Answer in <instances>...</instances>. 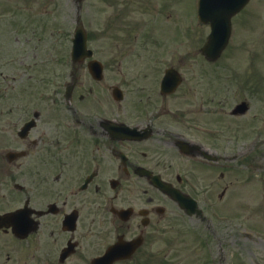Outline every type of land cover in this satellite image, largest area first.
Here are the masks:
<instances>
[{"label":"flooded vegetation","instance_id":"af4514ba","mask_svg":"<svg viewBox=\"0 0 264 264\" xmlns=\"http://www.w3.org/2000/svg\"><path fill=\"white\" fill-rule=\"evenodd\" d=\"M19 2L0 0V39L5 21L28 20ZM260 12L261 3L255 20L240 21L253 26L256 41ZM234 29L233 23L232 36ZM33 42L26 35L23 47ZM43 44H35L37 53L27 50L33 58L18 60L11 78L0 45V122L13 113L11 129L0 127V182L6 184L0 215L17 213L19 229L0 225V264H91L114 245L120 251L113 264L162 262L151 242L164 239L166 218L186 211L153 179L188 196L191 218L203 225L240 179L231 160L243 156L255 170L264 160V149L257 153V144L264 145V88L257 84L264 68L254 73L233 63L239 51L226 50L217 60L196 51L167 63L159 51H97L103 63L97 78L90 58L69 66L68 53L58 59L62 66L43 70ZM164 78L168 88L179 83L165 92Z\"/></svg>","mask_w":264,"mask_h":264},{"label":"rangeland","instance_id":"374dc122","mask_svg":"<svg viewBox=\"0 0 264 264\" xmlns=\"http://www.w3.org/2000/svg\"><path fill=\"white\" fill-rule=\"evenodd\" d=\"M1 1L5 3L6 0ZM166 1L171 2V5L166 7L165 11H149L137 8L119 10L107 5L113 0H84L79 11L74 0H20L18 5H21L22 9L24 6L26 9H31V14L36 11L35 17H30L33 24H27L28 20H24L25 27H22L21 22L9 25L10 22L5 21L3 27H6V32L0 39L1 50L5 51V74H10L11 78V75L17 72L20 60H25L26 57L33 58L32 53L28 54L27 50L37 53L32 49L34 45L25 51L15 52L16 47L13 46L12 41H16L18 34L21 35L19 38L21 41L27 35L34 40L33 44L44 43V58L48 57V60L43 63V70H56L57 67L62 66L59 64L61 60H57L56 57L61 58L67 52L70 54L78 14L81 15L88 31L89 46L95 51L158 50L164 53L166 63L179 55L194 57V52L199 51V47L210 32L208 25L192 24L196 21L197 0ZM256 1L263 0H251L242 14L245 18L252 10L254 12L253 5H256ZM261 6H264V1ZM261 18L264 21L262 15ZM127 20L126 24H130L132 29L130 34H125L124 31L123 25ZM11 22L14 23V21ZM177 23L181 25L182 32L177 30L178 36L173 41L171 35L174 34ZM112 26H114L116 37H110ZM33 29H35V36L32 35ZM156 32L158 37L155 39L158 42L155 43L153 36ZM161 32L165 34L163 37H159ZM239 35L240 37L246 35L251 40L255 39L253 30L246 28H243V32ZM14 43L21 46L20 42ZM245 50H254L252 41L246 43ZM263 50L264 41L257 40V54ZM230 51H233V47ZM239 56L240 61L233 60V63L240 62V65L245 68L251 67L252 58L257 57L251 53L247 54V58L244 53ZM32 60L35 59L30 61ZM223 60L215 66L222 65ZM254 61L257 63V72L261 73L264 56L257 57ZM10 78L7 77L4 81L13 83L14 80ZM0 79H2L1 76ZM262 80L261 87L264 88V75ZM53 82L57 83L58 80L54 79ZM12 115V112L8 114L6 121L0 122V127L5 125L11 129ZM243 145L240 141L239 148L242 149ZM260 149H264V145L257 144V153ZM232 160V162L243 161V156ZM260 164L264 165V160L260 161ZM240 168L244 170L243 173L250 175V178L241 176L236 185L230 189L229 198H224V202H215L214 208L217 210L215 213L218 215L214 214V217L210 215V219L213 220L211 229H208L205 224V229L198 228L193 219L183 217L182 213H176L175 216L172 215L164 220L163 224L166 226L164 239L156 238L151 242L152 249L157 251L158 248L160 251L157 252L164 253V264H264V166L257 165L256 175L245 165H240ZM230 179L233 178L230 177ZM5 185L4 182H0V196ZM5 201L3 205L10 204L12 198Z\"/></svg>","mask_w":264,"mask_h":264},{"label":"water","instance_id":"95a60500","mask_svg":"<svg viewBox=\"0 0 264 264\" xmlns=\"http://www.w3.org/2000/svg\"><path fill=\"white\" fill-rule=\"evenodd\" d=\"M81 1V0H77ZM249 0H201L199 15L205 22H211L213 30L211 33V40L204 47L212 57H216L226 46L231 17L242 9ZM223 37L222 40H220ZM87 49V34L82 23H79L76 28L75 36L73 38V57L80 59L85 54L90 53Z\"/></svg>","mask_w":264,"mask_h":264}]
</instances>
